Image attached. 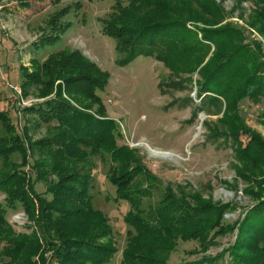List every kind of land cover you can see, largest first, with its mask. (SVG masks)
I'll return each mask as SVG.
<instances>
[{"label": "trees", "instance_id": "16d2710c", "mask_svg": "<svg viewBox=\"0 0 264 264\" xmlns=\"http://www.w3.org/2000/svg\"><path fill=\"white\" fill-rule=\"evenodd\" d=\"M258 1L259 16L264 22V0ZM174 2L179 5L178 9H173L177 6ZM113 3L114 11L101 20L102 30L114 41L116 49L127 56V61L141 54L164 61L167 54L180 50L181 42L191 38L193 30L186 23L192 22L194 27L195 22L217 24L225 15L224 9L213 0H129L125 5L123 0H113ZM180 4L184 7L180 8ZM164 5H170V9ZM226 27L200 31L202 39L210 42L207 45L227 52L212 74L204 79L202 89L212 102L218 101L219 96L226 97L230 88L238 86L242 96L264 97L261 46L256 41L241 42L237 32ZM200 44L194 42L185 49L193 54L206 48ZM59 55H50L43 62L33 59L38 63L32 72L21 66L20 88L24 96L30 88L40 85V97L45 98L57 80L64 87L58 85L55 96L23 109L22 117L26 120L25 114L30 115L32 125L52 124L58 132L42 145H32L44 157L31 164L29 174L35 178L30 183L26 182L28 173L24 167L27 156L21 162H11L15 169L0 181V191L8 196L10 208L24 209L41 230L40 237L16 233L0 209V264H111L117 249L110 242L101 243V239L112 235V228L107 216L94 207L90 193L97 160L107 166L105 176L115 188L116 200L126 201L130 206L125 217L128 230L121 264H167L179 242L196 243L197 248L191 254H202L198 260L182 263L209 264L211 258L206 252L218 244L215 236L226 229L236 230L232 245L224 250L231 255L232 264H264V181H259L256 193L250 197L251 206H238L240 215L233 222L224 220L233 203L214 206L192 196L189 203L187 199L178 200L162 186L155 187V175L143 159L136 158L133 149L119 143L123 135L118 124L105 115L98 92L104 91L108 73L100 72L78 50ZM58 56L61 59L57 64L51 63ZM63 89L81 105L75 107L68 102L61 94ZM0 119L8 133V142L18 139L12 137L18 134L7 117L2 115ZM24 127L26 130V123ZM261 141L253 134L247 147L236 149L242 163L237 176L248 184H255L259 175L264 176ZM22 145L25 146L7 144L5 149H0L6 154L1 155L2 160L6 161L8 150L23 156ZM46 173H51L56 180L46 182ZM38 182L44 188L40 193L35 187ZM154 189L159 194L155 207ZM177 211L179 214L175 216ZM153 225H159L163 232H175L172 243L156 245L158 236L153 234ZM161 242L164 243L163 236H160ZM158 253L163 257L159 258Z\"/></svg>", "mask_w": 264, "mask_h": 264}, {"label": "rangeland", "instance_id": "374dc122", "mask_svg": "<svg viewBox=\"0 0 264 264\" xmlns=\"http://www.w3.org/2000/svg\"><path fill=\"white\" fill-rule=\"evenodd\" d=\"M128 1L123 0V4ZM213 1L224 9L223 20L212 25L195 22V27L192 22L186 23V27L193 30L191 38L180 43V50L167 54L166 62H160L143 54L127 61V56L116 49L114 41L102 30L101 23L114 11L113 0H0V116L5 115L14 127V133L18 134L12 136L18 139H12L9 143L6 139L8 133L0 119V149H5L7 144L25 145H22L23 156L18 152L6 151V161L1 158L6 154L0 152V181L15 169L11 162H21L27 156L24 167L28 173L26 182L30 183L35 178L29 174L31 164L40 162L44 157L32 145H42L44 140L58 132L52 124L48 127L44 123L32 125L30 115L25 114V120L22 113L32 104L55 96L58 85L64 87V84L55 81L51 94L45 98L40 97V85L30 88L24 96L20 88L21 66L27 72H32L33 66L38 63L33 59L43 62L50 55L61 52L69 55L78 50L100 72L108 73L104 91L98 92L105 115L117 122L123 135L119 143L133 149L136 158L143 159L155 175V187L162 186L178 200L187 199L189 203L192 202L191 196L214 206L233 203L224 220L233 222L237 219L240 215L238 206H251L253 202L250 197L256 193L259 181H264L262 175L257 177L255 184L238 178L237 170L242 163L236 152L238 147H247L253 134L264 143V97L242 96L241 87L238 86L233 90L230 88L226 97L219 96L216 102L208 100V93L202 89V84L223 61L222 56L227 52L216 51L214 45H207L210 42L202 39L200 31L221 30L228 26L237 32L236 36L242 39L241 42L245 39L246 42L256 41L261 46L260 56L264 62V22L259 16L258 0ZM172 4L177 5V2ZM180 5V8L184 7ZM166 6L170 9V5ZM194 42L206 48L193 54L187 52L185 48ZM59 56L53 58L51 63L57 64L61 59ZM61 94L75 107L81 105L64 89ZM148 148L169 153L170 156H153ZM4 162L8 163L2 167ZM106 167L97 160L93 170L94 187L90 193L94 207L107 216L112 228V235L101 239V243L110 242L116 247L117 253L111 264H121L128 230L125 217L130 212V206L126 201L116 200L115 188L105 176ZM45 176L48 183L56 180L51 173ZM35 187L38 193L44 189L39 182ZM158 199L159 194L154 189V207ZM9 203L8 196L0 191V209L4 210L12 229L16 233L40 237L39 225L24 209H12ZM178 214L179 211L174 215ZM170 223H174L172 219ZM153 226V234L158 236L156 245L172 243L175 232H163L159 225ZM235 232L226 229L215 236L218 244L206 252L211 258L209 264H232L231 255L224 250L232 245ZM160 236L164 237V243H160ZM176 247L167 264H184L182 262L198 260L202 256L191 254L197 248L196 243L179 242ZM158 257L162 258L163 255L158 253Z\"/></svg>", "mask_w": 264, "mask_h": 264}, {"label": "bare ground", "instance_id": "6f19581e", "mask_svg": "<svg viewBox=\"0 0 264 264\" xmlns=\"http://www.w3.org/2000/svg\"><path fill=\"white\" fill-rule=\"evenodd\" d=\"M150 153H151V155H153V156H157V157H161V153H159V152H157V151H153V150H151L150 149V151H149ZM160 155V156H159Z\"/></svg>", "mask_w": 264, "mask_h": 264}, {"label": "water", "instance_id": "95a60500", "mask_svg": "<svg viewBox=\"0 0 264 264\" xmlns=\"http://www.w3.org/2000/svg\"><path fill=\"white\" fill-rule=\"evenodd\" d=\"M148 151H150V149L148 148ZM159 153H161L162 155H161V157L162 158H167V157H169L170 156V154L169 153H166V152H159ZM160 156V155H159Z\"/></svg>", "mask_w": 264, "mask_h": 264}]
</instances>
